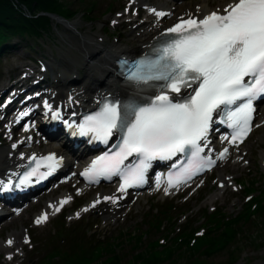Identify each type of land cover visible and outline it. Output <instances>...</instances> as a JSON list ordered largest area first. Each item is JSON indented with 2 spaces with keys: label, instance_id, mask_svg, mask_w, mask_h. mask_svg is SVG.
I'll use <instances>...</instances> for the list:
<instances>
[{
  "label": "snow or ice",
  "instance_id": "obj_1",
  "mask_svg": "<svg viewBox=\"0 0 264 264\" xmlns=\"http://www.w3.org/2000/svg\"><path fill=\"white\" fill-rule=\"evenodd\" d=\"M150 11L157 17L169 14ZM165 35L169 38L155 50L154 56L136 61L126 74L134 87L157 88L154 99L145 105L135 101L106 102L79 125H70L74 135L90 136L104 144L114 134H120V143L114 146L117 150L97 157L81 173L90 182L119 176L122 182L118 191L126 193L129 188L147 182L146 173L153 161L187 154L191 157L189 166L169 175V187H178L197 172L212 168L217 159L227 158V147L216 159L201 155L208 147L214 114L223 113L226 118L222 122L232 129L230 136L223 137L228 143H242L251 133L254 101L264 97V0H233L222 10L202 18L189 14L166 29ZM189 89L191 93L180 98ZM44 105L51 107L47 101ZM129 157H135L136 162L125 164ZM41 161H47L44 166L48 171L41 172V162L37 161L36 167L23 173L18 183L0 182V191L30 185L34 177L38 183L59 166L54 154L42 157ZM164 192L167 194L168 188ZM70 199L60 201L55 211L59 212ZM103 199L116 202L112 196ZM97 203L99 199L91 206ZM47 218L44 213L36 223Z\"/></svg>",
  "mask_w": 264,
  "mask_h": 264
},
{
  "label": "trees",
  "instance_id": "obj_2",
  "mask_svg": "<svg viewBox=\"0 0 264 264\" xmlns=\"http://www.w3.org/2000/svg\"><path fill=\"white\" fill-rule=\"evenodd\" d=\"M92 7L93 4L79 0H0V39L6 38L7 34L17 32L36 36L51 32L52 22L48 13L66 12L70 18L81 15L86 22H93ZM254 181L255 178L250 181V186L254 185ZM261 191L264 193V189ZM218 213L220 212L210 215V219ZM255 214L260 217L261 222H264V205H258ZM148 215L152 220H160L166 216L165 210L162 209L152 210ZM251 220L252 218L244 212L242 216L227 222L220 231L205 235L193 247H188L187 241L173 240L171 244L161 247V251L166 254L164 260L157 256L162 252H155L159 246L156 237L149 232V227L143 229L135 227L129 233L120 230L112 240L110 239L102 248L97 247L88 256L77 251L65 253L63 264H123L128 251L133 252L131 258L127 260L129 264H137V261H142L144 264H203L204 261V264H207V259L204 257L212 256L224 249L237 235L240 236L245 228L244 225L253 223ZM146 222L149 223L148 220ZM242 236L248 235L244 233ZM261 243L264 241L258 244ZM125 245L127 248L121 250ZM230 251L232 252L228 254L227 261H236L238 258L232 255L234 250L230 249ZM182 254L186 256L183 263L180 261ZM202 255L204 257L200 258Z\"/></svg>",
  "mask_w": 264,
  "mask_h": 264
},
{
  "label": "rangeland",
  "instance_id": "obj_3",
  "mask_svg": "<svg viewBox=\"0 0 264 264\" xmlns=\"http://www.w3.org/2000/svg\"><path fill=\"white\" fill-rule=\"evenodd\" d=\"M105 0H99V8L98 10L104 6L105 4ZM97 10V11H98ZM108 17V16H107ZM106 17V18H107ZM72 23H78L79 27H81V31L85 32V31H89V28L92 27H96L95 31H98L97 28L101 27V23L100 21L97 24H91V23H83L81 18L78 17L74 20L71 21ZM67 32L70 33V30L66 28V26L63 24V22H56L53 19V33L48 37V39H51V42L49 43V46L54 49L56 51V48L58 50L59 54H63L65 55L64 52H62L63 50H65L68 46L65 42V39L67 38ZM42 39H47V38H42ZM131 39H127L124 37L119 38L120 43H122L123 45H132L134 43H131ZM109 43H113V40H110ZM25 43L21 44L24 45ZM13 58V57H11ZM11 62V60H6L5 58H3L2 60V66L6 67L7 64H9ZM252 161V167H253V172L252 174L250 173L249 175L247 174H242V181H245V179H250L252 178V176H258L259 171H257V166H258V157L251 158ZM262 179V177H261ZM261 179L258 181V185H262V181ZM192 205V204H191ZM199 207V206H197ZM196 207V208H197ZM201 207V206H200ZM220 207V205L218 206ZM202 208V207H201ZM225 208V207H224ZM146 208H143V211H145ZM173 210V209H172ZM227 213L229 215V213H231L232 215H236L240 210H241V206L238 205L235 208H232L230 206L226 207ZM142 211V212H143ZM152 211V210H151ZM149 211V212H151ZM177 211V210H176ZM142 212H140V216H137L135 218L132 219H126L125 222L119 227L117 228L115 231L112 232V237L114 235H116L118 233V231L121 229L126 230V232H131L133 226L135 225V227H138L140 229H143L146 227L145 224H143V220L145 219V217L142 216ZM176 212H170V214H175ZM188 214H190V212H187ZM198 215V213H195L194 216L190 215V218H196ZM252 217V216H251ZM260 217L256 214L254 217H252L253 223L250 224H246L244 225V230L241 231L242 233H240V236L237 235V237L230 242V244H228L227 246L224 247V249H222L221 251L217 252L216 254L209 256L207 258L204 257V255L200 256V258L204 257V259L206 260L207 264H219V263H223V264H261L264 263V243L258 244L260 241H264V222L260 221ZM28 222V219H24L21 222H15L17 229H19L22 225H25ZM255 222V223H254ZM145 223V222H144ZM197 223H199V221H197ZM153 237H157V239L161 236H163L165 233L164 232H160L154 229H151L149 231ZM61 233L66 235V241L65 243H58L56 240V247H59L60 249H72V247L68 248L69 245V238L74 239L76 238V241L81 243V246L83 247V249H86L85 246L83 245H90V243L87 242V239L85 238L84 233H80L79 229H71L69 231H61ZM248 235L246 237L242 236V235ZM77 236V237H74ZM54 240V238H53ZM86 241V242H85ZM258 242V243H257ZM75 245V244H74ZM68 248V249H67ZM127 248V245L123 246V248L121 250H124ZM230 249L234 250V253L232 254L233 257L238 258L236 261H232L229 262L227 261V256L229 253H231L232 251H230ZM239 249V250H238ZM137 250H135L136 252ZM128 254H125V258L123 260V264H129L128 263V259L131 258L132 255V251H128ZM186 259L185 254H182V256L180 257V261L183 263V261ZM164 263V262H162ZM203 264L205 263L204 261L202 262Z\"/></svg>",
  "mask_w": 264,
  "mask_h": 264
},
{
  "label": "bare ground",
  "instance_id": "obj_4",
  "mask_svg": "<svg viewBox=\"0 0 264 264\" xmlns=\"http://www.w3.org/2000/svg\"><path fill=\"white\" fill-rule=\"evenodd\" d=\"M70 33L67 32V38L65 42L67 48L64 50L65 58L71 63H76L77 66H83L85 68V73L94 78L97 82L104 81L105 85L110 86L114 84L112 76H108L110 68L112 65V58L121 54V52L133 53L138 49L137 47H130L123 45L121 43L110 44L107 49H101L97 43L93 41L90 34L84 33L82 36H78L76 31H79V26L74 28L67 27ZM149 28L146 24L140 23L137 26V30L140 35L137 37L136 41L140 44L144 43L143 37L152 36L154 32H146ZM25 86V82H22ZM56 83L52 87V92H55ZM7 161L0 154V164H6ZM264 264V263H261Z\"/></svg>",
  "mask_w": 264,
  "mask_h": 264
}]
</instances>
